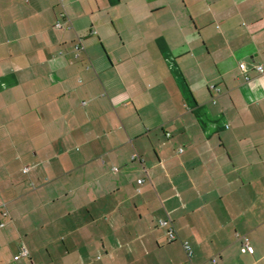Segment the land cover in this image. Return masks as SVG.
<instances>
[{"label": "crops", "instance_id": "0c3cea01", "mask_svg": "<svg viewBox=\"0 0 264 264\" xmlns=\"http://www.w3.org/2000/svg\"><path fill=\"white\" fill-rule=\"evenodd\" d=\"M258 65L264 0H0V264H264Z\"/></svg>", "mask_w": 264, "mask_h": 264}, {"label": "built area", "instance_id": "2783aa9c", "mask_svg": "<svg viewBox=\"0 0 264 264\" xmlns=\"http://www.w3.org/2000/svg\"><path fill=\"white\" fill-rule=\"evenodd\" d=\"M56 27H57V28H60L61 26H60L59 23H57V24H56ZM80 50H82V47H81L80 44H77V45L75 46V51L78 52V51H80ZM239 70H240L242 73H246L247 69H246L245 64H243V63L240 64V65H239ZM255 70H256L259 74H264V66H263V65H258V66H256V67H255ZM244 79H245V81H248V80H249V78H248L247 76H245ZM210 89H211V90H214V91H216V92H219V90H218L216 87H214V86L210 87ZM28 170H29L28 168H24V172H25V173H26ZM113 170H114V171H117V169H115V168H114ZM138 183L140 184L141 181H139ZM166 224H167V221H159V225H160V226H164V225H166ZM176 239H177V238H176V234H175V232H174V229H173L172 225H170L169 230H168V242H174V241H176ZM181 244H182L183 250H184V252H185V254H186L188 260L191 261V258H192V250H191L190 246H189L188 243H186V242H182ZM242 252H243V253H250V254L253 252V251H252V248L250 247L249 242H248L247 239H244L243 247H242ZM25 256H27V251H26V249L22 246L21 249H20L19 254L15 257V259L18 260V259H21L22 257H25ZM214 262H215V261H214ZM214 262H213V263H214Z\"/></svg>", "mask_w": 264, "mask_h": 264}]
</instances>
